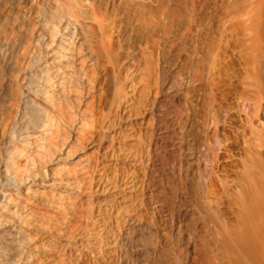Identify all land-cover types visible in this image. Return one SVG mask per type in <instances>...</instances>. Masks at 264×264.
<instances>
[{
	"label": "rangeland",
	"instance_id": "1",
	"mask_svg": "<svg viewBox=\"0 0 264 264\" xmlns=\"http://www.w3.org/2000/svg\"><path fill=\"white\" fill-rule=\"evenodd\" d=\"M65 1L51 8L41 0H0V86L10 84L16 63H88V83L79 86L91 99L79 195L60 199L58 212L40 200L19 214L0 211L2 264L20 262L5 239L15 234L12 225L31 264H185L187 243L192 254L199 245L200 264L210 256L220 262L231 251L217 243L214 227L223 231L240 218L228 198L250 151L264 150L262 118L247 114L258 92L254 73L264 74L259 0ZM246 3L253 10L244 19ZM23 45L35 54L24 55ZM204 176L223 195L205 219L196 207ZM16 183L0 170V191Z\"/></svg>",
	"mask_w": 264,
	"mask_h": 264
},
{
	"label": "bare ground",
	"instance_id": "2",
	"mask_svg": "<svg viewBox=\"0 0 264 264\" xmlns=\"http://www.w3.org/2000/svg\"><path fill=\"white\" fill-rule=\"evenodd\" d=\"M41 2L51 8L61 6L60 0H41ZM65 2L72 6L74 1L66 0ZM258 2V14L260 13V16L257 18L259 19L258 26L255 25V27H258L257 33L259 31L264 36V0H259ZM248 4L246 3L245 6L243 4L244 7L239 9V13L245 15L244 19L248 18V12L251 9L250 5L252 3ZM6 38L4 35L3 40ZM21 50L27 57L35 54L32 47L28 49L23 45ZM57 58L60 61L65 58L62 50L57 53ZM16 64L19 65L18 67L14 65L17 69L13 68L14 70L16 69V72L12 73L13 77H10L11 79L9 78L12 80L10 84L8 82L9 85L0 86L1 91L3 89L6 91L5 96L1 99L2 101L0 100V140L4 141V145L0 151V170L2 178L6 183L9 184L15 181L17 183L14 185L15 187H13L14 190L12 192L0 191V211L19 214L20 209L27 211L28 209H33V206L38 207L37 202H34L35 200L43 202L44 207L50 211L56 210L60 204L62 206L60 202L63 200L60 201V199L64 196H67L68 199L70 195H79L83 185L82 182L87 175L86 160L88 157H86V154H83V149L88 143L89 133L84 119L87 118V114L89 113L91 99L89 98V101L87 92H83L79 84L81 82L88 83L87 73L90 71V67H88V63L49 64L40 63L38 60H34L32 63ZM257 69L254 74L256 75L255 78H257L255 81H257L258 92L252 99L249 113L247 114H250L251 118L256 116L260 119L261 117L262 119L258 122V125L264 131V74ZM223 79L222 75L218 76L216 88L219 99L217 101L219 102L223 101V96L226 92L224 91L226 83H224ZM80 80L83 81L80 82ZM262 138L260 140H263ZM251 139L253 140V138ZM251 139H249V142ZM204 149H207L206 146H204ZM262 151L259 148V151L252 149L250 151L252 154L249 152L251 155L249 158L250 162L247 168L244 166L245 172L243 176L240 180H236L238 182L233 185L237 188L233 191V195L230 196L231 199L228 198L234 202L236 206L235 210L240 218L236 217L237 219H235L234 223L226 225L227 229L224 227L223 231L226 229L224 232L220 229L223 227L219 228L220 231L219 229L217 231V228L214 227L217 234L214 237H218L215 240L217 239V243L219 241L222 245L224 244L223 249L228 248V251H231V253L227 255L225 252L227 256L224 258L225 255L223 254V261L221 260L220 262H215L213 259L215 257L212 258L210 256V258L208 257L209 259L207 258L208 260L206 259L208 261L207 264H264V159L260 157L262 154L264 155ZM215 154L217 157L220 156L218 151ZM212 180V178L204 176L201 190L197 197L196 207L201 210V215L204 219L210 214L209 207L214 202V199L221 200L220 198L223 196L221 195L220 197L221 193H219L218 185ZM211 181L212 184L208 186V183ZM36 211L38 212L37 208ZM190 212L189 210L185 211L184 220L187 227L192 216ZM12 227L15 234L5 238L11 245L10 257L12 259H16L15 257H17L20 261L19 264H31L30 258L32 255L30 251H24L20 245L21 242H18V230L13 225ZM215 240L212 244L216 243ZM2 241L5 240L0 239V244ZM186 246L187 255L185 264L202 263L203 259L199 260V263L194 257L195 254L196 257L200 256V254L203 255V252L199 253V245L195 244V247L192 245L195 248H193L195 250H193L194 254L190 250V244L187 243ZM204 250L207 253L206 248ZM2 263L3 258L0 255V264Z\"/></svg>",
	"mask_w": 264,
	"mask_h": 264
}]
</instances>
